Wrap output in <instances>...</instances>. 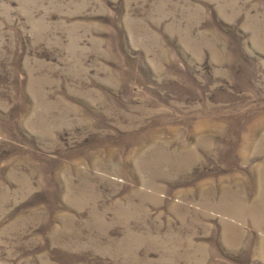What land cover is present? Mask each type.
<instances>
[{"label":"rangeland","instance_id":"1","mask_svg":"<svg viewBox=\"0 0 264 264\" xmlns=\"http://www.w3.org/2000/svg\"><path fill=\"white\" fill-rule=\"evenodd\" d=\"M0 264H264V0H0Z\"/></svg>","mask_w":264,"mask_h":264}]
</instances>
